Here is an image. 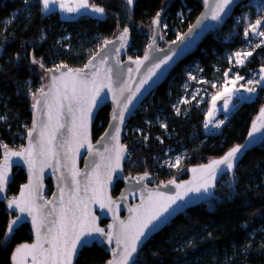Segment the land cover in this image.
Returning a JSON list of instances; mask_svg holds the SVG:
<instances>
[{
    "label": "trees",
    "instance_id": "1",
    "mask_svg": "<svg viewBox=\"0 0 264 264\" xmlns=\"http://www.w3.org/2000/svg\"><path fill=\"white\" fill-rule=\"evenodd\" d=\"M89 2L103 8L105 16L96 18L84 14L65 20L58 12L44 13L39 0L27 3L0 0V135L8 145L19 134H26L31 126L33 99L27 96L26 90L37 88L42 82L41 76L32 69L33 59L43 63L44 68L57 63L82 67L102 41L115 37L126 27L131 35L128 56L138 58L149 44L158 12L163 13L162 38L167 43L182 34L202 10V0H133L131 6L126 0ZM249 2L234 11V16L242 17V22L243 13L252 8ZM243 26L244 22L237 26L231 18L209 35L197 52L181 62L133 115L123 138L130 154L124 165L126 175L150 173L156 183L166 182L188 167L220 157L244 141L264 105V85L259 87L254 100L238 102L226 123L215 133L206 132L205 119L212 97L220 89L207 85L210 95L205 100L199 104L191 102L178 113L174 110L187 80L189 64L197 63L206 81L218 83L228 70L247 80L253 72L264 68V43L252 51L243 66L237 68L228 63L227 54L246 44ZM109 113L108 106L99 110L92 128L94 141L105 130ZM158 114L165 117V129L145 123ZM137 129L147 134L146 142L139 138ZM170 147L175 152L186 151L177 172L159 165ZM25 182V172L15 168L6 198L15 196ZM47 186L50 195V181ZM121 187L122 183L117 182L114 196ZM13 217L5 201L0 200V264H11L14 248L32 241L28 224H23L5 240ZM108 259L109 254L93 244L80 252L76 264H104ZM136 264H264V140L246 153L233 175L226 173L220 178L211 201L180 214L154 235L139 252Z\"/></svg>",
    "mask_w": 264,
    "mask_h": 264
},
{
    "label": "water",
    "instance_id": "2",
    "mask_svg": "<svg viewBox=\"0 0 264 264\" xmlns=\"http://www.w3.org/2000/svg\"><path fill=\"white\" fill-rule=\"evenodd\" d=\"M247 1L248 0H235V2L230 6V8L226 9V14H222V20L219 24H217L215 21H212L210 19L204 20L202 24H200L198 27L193 29V34H190L193 35V38L191 40H189L186 34H188L189 29L193 28L194 25H197V21L201 20L202 17L206 14V6L203 3V0H202V10L199 16L196 18V20L175 40L169 41L167 43H163V38H162L163 13H160V21H161L160 26L155 27L152 23L153 30L149 44L143 55L138 59L128 56V50L131 42V35H130V29L126 27L128 29V36L126 40L123 42L124 47H120L122 41L119 39V36L123 32L121 31L115 37L107 40V41H114L115 42L114 44L109 43L107 44V46H105L104 43L102 47L99 50H97L86 61L84 66L70 68L68 65L63 64L66 65L67 68L73 70L84 69L86 76L83 78L89 80L94 79L96 81V86L109 83L106 79V70L111 68L112 81L110 83H111L112 91L109 92L107 87H103L100 91V97L103 99L98 100L99 103L98 107H93L90 109V111L87 110L86 104L80 107H75L74 113L72 115H69L67 113L68 105H67V101H65L64 112L60 116L59 123L63 124L65 123L66 120L70 121L72 119V116H74L77 124H80L82 120L84 121L85 128L83 129V131H85L87 134V139L86 142L84 143V146L79 149V153L75 157V168L79 172V175L76 177L75 184L72 181V174L69 171V169L72 167L73 153L69 151L68 158L66 160L64 157L65 149L59 148L58 144L56 143H54L53 151L54 152L58 151L59 156L49 157L47 159V162H43V158L37 160V163L34 165V168L36 170V177H33V175L30 173L29 165L28 163L25 162L24 159L17 156L8 157L7 174L9 177V182L11 180L15 168L22 169L26 174V182L20 187L18 193L15 196L9 199L6 198L8 184L5 187V191L3 193H0V200L5 201L8 210L14 214V217L9 221V223L12 220L16 219L17 216L21 217V219L14 226L13 232L19 229L23 224H28L30 226L32 241L28 243H23L21 245L24 244L31 245L33 243H36V239H37L36 228H34L32 224L31 216H28L26 213L22 215L19 212V210L15 208V206L9 208L8 204L13 199H19L21 196V192L27 191L25 189V185H28L30 182L35 184L37 179L39 181L40 187L38 191L33 192V200L37 205H44L45 213H47L52 207L56 205H59L60 207H67V201L71 196L73 198L74 203L83 201V205L87 207L90 216L95 217L94 226L103 228L107 233L110 230V226L117 225L119 221H124L127 223L130 218H134L136 216L135 212L129 211L130 209H138L142 211V201L144 206H146L149 203L148 192L151 191L154 194L159 192L165 194L166 196L175 195L177 192L183 194L187 187L190 186L195 187L200 183V177L202 174L199 171V169H201L205 165L211 164L213 161L222 159L233 147H236L238 145H244L245 147L238 154V159L234 161V168L232 170H227L226 166L224 165H220L216 169L214 173L215 179L211 181L212 185L214 186H210L207 192H204L203 189H201V191L198 193L188 192L187 195L184 196L183 200L176 201V204L172 206V209H175V211L170 209L169 211L171 212V215L167 216V220L163 224H161L158 229L153 231L148 236V238L144 240L143 244L139 246L137 253L134 254L135 261L143 246L154 235L162 231L177 216L197 205H200L201 203L211 201L214 198L215 191L217 188V183L220 180V178L226 173L233 175L240 161L246 155V153L252 150L253 148L259 146L263 142L264 127H261V124L264 123V119H258V117H260V113L261 110L264 109V105H262L257 116L252 121L248 134L242 143L233 146L220 157L212 158L203 164L190 166L176 177L161 183H156L154 177L150 173H147L148 178L142 180V182L139 184L136 183L137 179L143 177L145 173L134 176L125 174L124 165L127 161L128 147L123 142L124 132L127 123L131 120L133 115L139 110V108L144 103V101L152 94V92L156 90L158 87H160L168 79L171 72L181 62H183L185 59L195 54L199 49V47L201 46V44L209 35L217 31L225 23H227L228 20L232 18L234 11L240 4ZM205 25H208V27H205ZM150 44L153 45L151 49H149ZM102 49L103 51H101ZM179 49H183V51L179 52L178 55L173 56L172 60H170L167 64L162 65V67L156 71V74L153 75L151 79H149L147 83H145L142 87L139 85V81L145 79L148 68L152 66L155 60L164 57L172 50H179ZM97 53H100V55L97 56L96 55ZM146 54L149 55V60L144 61V56ZM93 56H96V60L93 61V65H95V67L89 66L88 64L89 60H91ZM102 57L105 60L104 63H100ZM136 60L143 61V64L138 66L136 63L132 62ZM55 69L57 68H52L53 70L52 72H48L45 70L46 83L45 86L41 88H43L44 92L46 93L49 92L50 90L49 85L51 84V77L53 75L60 76L61 72L66 71V69H61L60 72H57L55 71ZM129 69H131L130 72ZM92 72H97L98 74L95 77H93L91 75ZM117 72L120 73L119 81H117V77H116ZM91 87L92 85L90 84L89 89H91ZM121 87L125 89L123 95L125 97L132 96L133 99L132 102L128 105V111L124 113L123 124L119 125L120 132H119L118 142L120 145L125 146L126 152L122 154L123 158L120 160L119 169H116L115 171L112 172L111 179L109 182L107 177L104 176L103 174L106 171L105 165L110 163L109 157H112L111 165L112 167H115V158L112 150L117 142L112 141L109 138H105V140L102 141L101 137L104 136L105 132H110V133L113 132V130L109 128L110 124L118 123L112 120V115L114 111H119L117 105L114 103V98L117 99L120 98V93L118 89ZM138 87H139V91H136ZM38 99L41 100V103L36 107H34L33 105ZM51 101H52V97L49 98L48 102L51 103ZM44 103L45 102L40 97L38 91L33 98L32 120H31V126L28 130V132L32 131L33 124L34 123L37 124V129L35 132H33L34 137L38 136L39 122L41 120L47 121V116L43 114L47 111V109L44 108ZM105 106L110 107L109 121L103 133L98 137L97 140L94 141L92 139V128L94 126V122L99 110ZM254 123L257 125L258 131L254 132L253 135L250 137L249 133L252 132ZM28 132H27L25 144L21 149L16 150L8 146L7 149H5V147H2L0 153V157H1L0 165H3L5 163L6 151L21 152L22 150H25L29 147ZM60 132H65V134L67 135L65 129H60ZM60 132L57 133L58 137L60 135ZM33 143H35V140H33ZM89 145L92 146L91 153H89L88 151ZM106 147L108 149L107 151H105ZM35 151L36 149L34 148L33 152L35 153ZM57 160L59 161V163H57ZM66 164L67 166H65ZM97 165H99V167H97ZM193 168L198 169V171L196 173H193L191 171ZM97 173L101 174V179L103 181L102 196H101V190L96 183ZM204 175L206 176L207 173L205 172ZM65 176L67 177V180L63 179V177ZM85 177H87V184H88L87 192H85V183H86ZM47 181H50L52 186V192L50 195H48ZM169 181H175V184H168ZM117 182H121L122 187L119 193L116 196H114L113 191L115 190ZM176 184H179L182 187L178 189L176 187ZM164 185H167V187H164ZM94 190L96 196H101V199H103L105 202L108 199H111L112 201L115 202L112 205V209H113L112 211H109L107 207L103 209L101 208L100 203L93 198ZM46 202H51V203H46ZM114 214L116 219H114ZM51 218L52 217H50L49 219ZM103 221L105 222L104 225L102 224ZM112 231L115 233L116 229L113 228ZM13 232L10 235H8L7 239L5 240L10 239ZM86 238L91 241L86 247H90L93 244H96L97 246H99L109 254V259L104 264H108V262L113 259V254H112L113 249H116L115 239H113L111 244H109L103 237H99L98 234L95 233H93V237H86ZM21 245H18L17 247L14 248L10 258L11 264H14L13 256L16 253V249ZM44 247H48V245H44ZM84 248L85 247L80 248L78 250V255L74 257L73 264H76L78 256ZM116 250L119 251V249ZM27 264H32L31 256L28 257ZM129 264H132V262L130 261Z\"/></svg>",
    "mask_w": 264,
    "mask_h": 264
},
{
    "label": "snow or ice",
    "instance_id": "3",
    "mask_svg": "<svg viewBox=\"0 0 264 264\" xmlns=\"http://www.w3.org/2000/svg\"><path fill=\"white\" fill-rule=\"evenodd\" d=\"M28 0H25L27 3ZM42 5V10L44 12L50 11V5L59 4L60 10L68 13L74 11L78 12L80 9H88L90 7L88 0H75V7L70 5L67 0H39ZM235 2V0H203V3L206 6V14L202 17L201 20L197 21V25H194L193 28L189 29V33L186 34L189 40L193 38V29L198 27L203 23L204 20H212L219 24L222 20V14H226V9H229L230 6ZM126 3L131 6L133 0H126ZM91 11L98 13L100 15L104 14V9L97 6H91ZM261 19H257L255 25L250 26L254 30V34L264 36V30H260L259 26L261 25ZM160 13L156 14V18L153 20V25L155 27L160 26ZM208 27V25H205ZM198 34V33H197ZM247 32L245 35L247 36ZM128 36V29L125 28L122 34L119 36V39L122 41L120 47H124V41ZM183 39V38H182ZM109 43H115L114 41H105V46ZM187 46V45H185ZM153 45H149L151 49ZM103 51V49L101 50ZM183 49L172 50L170 53L166 54L164 57L155 60L150 68H148L145 79L139 81V85L142 87L153 75L156 74V71L159 70L162 65L167 64L172 60L173 56L182 52ZM251 52L244 53L245 56H250ZM97 56L100 53L96 54ZM238 59L237 63H243V60L239 59L241 53L237 52L235 54ZM96 60V56H93L89 60V66L95 67L93 61ZM149 60V55L144 56V61ZM105 60L102 57L100 63H104ZM138 66L143 64V61L136 60L132 61ZM33 64L38 63L37 60H32ZM40 67L44 68L43 63H40ZM88 67V66H86ZM61 69H66V71L61 72L60 76L53 75L51 77V84L49 85V92H44L43 88L39 90V95L43 99L44 108L47 109L44 115L47 116V121L41 120L39 122V133L37 137L33 136V132L37 129V124H33L32 131L28 132L29 138V147L21 152H7L5 153V163L0 165V193L5 191V187L9 182V177L7 174V159L9 156L21 157L29 165L30 173L33 177H36V170L34 165L37 163V160L43 158V162H47L49 157L59 156L58 151H53L54 143L58 144L59 148H64V157L67 160L68 152L73 153L72 156V167L69 171L72 174V181L76 183V177L79 175V172L75 168V157L79 153V149L84 146V143L87 139V134L83 129L85 128L84 121L82 120L80 124L76 123L74 116L70 121H65V123H59L60 116L64 112L65 101H67V113L72 115L74 113L75 107H80L87 105V110L90 111L93 107H98V100H102L100 97V91L103 87H107L108 91H112L111 81H112V69L109 68L106 70V79L109 83L101 84L96 86V81L94 79L89 80L83 78L86 76L84 69L73 70L67 68L66 65H60L55 69V71L60 72ZM48 72H52V69H46ZM131 69H129V72ZM264 71V69H262ZM98 73L92 72L91 75L95 77ZM227 75V73L225 74ZM117 81H119L120 73H116ZM194 79V77H192ZM240 79V77H236ZM260 81H264V76L259 78ZM59 83V86H58ZM92 85L89 89V85ZM216 87V85H212ZM120 93V98H114V103L117 105L119 111H114L112 115V120L114 124H110L109 128L113 130L112 133L105 132L104 136L101 137V140L109 138L112 141H116V145L113 147V153L115 158V167H112L111 160L112 157H109L110 163L105 165L104 176L107 177L110 182L112 172L116 169H119L120 160L123 158V153L126 152V148L123 145L119 144V132L120 124L124 122V113L128 111V105L132 102L133 97H125L123 87L118 89ZM139 91V87L136 89ZM236 91H239L237 89ZM246 92L252 93L254 89H245ZM54 92V94H53ZM52 97L51 103H49V98ZM227 97V98H226ZM231 90L225 88L223 92H218L216 96L212 97L213 100V110L209 112V116H213V112L217 110L216 101L218 99H223L224 103L222 110L228 112V105L230 103ZM41 103V100H36L33 105L36 107ZM214 118V117H213ZM258 119H264V109L261 110L260 117ZM212 121L209 120L208 123ZM223 121L217 122L214 127H220ZM207 127V124L205 125ZM261 127H264V123L261 124ZM60 129H65V132H60ZM258 131L257 125L253 124L252 132L249 133L251 137L254 132ZM60 132L59 137L57 133ZM35 140V143H33ZM7 149V146H4ZM244 145H238L233 147L222 159L213 161L209 165L203 166L199 171L201 172L200 183L195 187H187L183 194L177 192L175 195L166 196L163 193H153L148 192V201L149 203L144 206L142 201V211L138 209H130L129 211L135 212L136 216L130 218L126 223L124 221H119L117 225L110 226V230L106 233L103 228L94 226L95 217H91L87 207L83 205V201L78 203L73 202V198L70 196L67 201V207H60L56 205L52 207L47 213L44 212V205H37L33 200V192L38 191L40 184L38 179L36 183L33 184L30 182L28 185H25L27 190L21 192L19 199H13L9 202L8 207L12 208L15 206L19 212L27 214L32 217V224L36 228V243L31 245L24 244L16 249V253L13 256L14 264H27L28 257L31 256L32 264H73V259L78 255V250L80 248L86 247L91 241L86 237H93V233L98 234L99 237H103L109 244L112 240L115 239L116 249H113V259L108 262V264H129L131 261L132 264H136L134 254L137 253V250L140 245L143 244L144 240L148 236L159 228L167 220V216L171 215L169 211L172 209V206L176 204L177 200H183L184 196L188 192H200L203 189L204 192L208 191V188L212 185L211 181L215 179V171L220 165L226 166L227 170H232L234 168V161L238 159V154L244 148ZM36 149L35 153L33 149ZM107 147L105 151H107ZM89 153L92 152V146L89 145ZM35 157V159H34ZM57 163L59 161L57 160ZM176 164H179V158L176 160ZM67 166V164L65 165ZM99 167V165H97ZM42 171V168H41ZM193 173H196L198 169L193 168L191 170ZM207 173L205 176L204 173ZM148 174L145 173L143 177L137 179L136 183H141L142 180L147 179ZM67 180V177H63ZM85 192H87V177H85ZM96 183L101 190L103 189V181L101 179V174H96ZM168 184H175V181H169ZM167 187V185H164ZM176 187L179 189L182 186L176 184ZM101 196H96L94 190L93 198L100 203L101 208L107 207L109 211H112V205L115 203L111 199H108L106 202L101 199ZM166 201V202H165ZM51 203V202H46ZM175 211V209H172ZM55 214V215H54ZM167 214V215H166ZM52 217L51 219H49ZM21 219L20 216H17L16 219L12 220L7 226V232L5 239L10 235L14 226ZM114 219H116L114 214ZM58 225V226H57ZM115 228V233L112 229ZM103 242V241H101ZM48 245V247H44Z\"/></svg>",
    "mask_w": 264,
    "mask_h": 264
},
{
    "label": "rangeland",
    "instance_id": "4",
    "mask_svg": "<svg viewBox=\"0 0 264 264\" xmlns=\"http://www.w3.org/2000/svg\"><path fill=\"white\" fill-rule=\"evenodd\" d=\"M67 2L75 7V0H67ZM88 3L90 7L88 9H80L78 12L74 11L72 13L64 12L60 10L59 4L55 5H50V11L48 12H43L44 13H52V12H58L60 17L65 20H74L79 17H81L84 14H88L93 17H98V18H103L105 16V12L103 15H100L98 13H94L91 11V4L88 0ZM97 6V5H94ZM252 6V8H250ZM99 7V6H97ZM253 7L257 9V12H253ZM42 8V5H41ZM249 10L247 9L243 13V22L244 26L242 28L243 32V37L246 40V44L236 50L230 51L227 54V59L228 63L232 65V67H241L246 62L249 60L250 56H245L244 53L246 52H251L258 46L262 45L264 43V36H260L258 34H254V30L250 27L252 25H255V22L257 19H261V25L259 26L260 30H264V2L262 0H250L249 2ZM248 33L247 36L245 33ZM152 33V31H151ZM237 52L241 53V56L239 59L243 60V63H237L238 57L235 55ZM0 53H1V47H0ZM32 69L37 72L43 81V84L45 86L46 83V73H45V68L40 67V62L33 64L32 63ZM261 68L255 73L253 72L250 81L249 80H244L242 77L238 76L234 70H228L226 73L227 75H223V80L220 81L219 83L217 81L215 82H210L206 81L200 74V70H198V64L197 63H192L186 66V75H187V80L184 82L183 86L181 87V95L179 99L174 103V110L178 113L180 112L181 109L184 107H187V105L191 102H197L198 104L201 103L203 100L206 99L207 95H210V91H207L208 89L206 88L207 85H216V87H212V89H220L221 92L227 89H234V88H247L248 89H254L252 93H248V96H256L259 87L264 85V81H260L259 83H256V81H259V78L261 76H264V71H262ZM194 77V79L192 78ZM236 77H240V79H236ZM200 99V100H199ZM241 99H233L231 97L230 103L228 105L229 111L225 112L224 116L221 117L220 113H213V116H209V110L205 119V125L207 124V127H205L207 133H215L219 131L223 125L226 123V119L231 113V108L232 104H236L240 102ZM233 102V103H232ZM211 107V106H210ZM212 111V110H211ZM214 117V118H213ZM211 120V123H208V121ZM223 121V123L220 125V127H214V125L219 122ZM146 124L148 125H157L160 126L162 129L166 128V121L165 117L161 114H158L155 119H147L145 121ZM139 138L143 140V142H146L148 140L147 134H145L143 129H137ZM186 151L181 150L179 152H175L173 147H170L167 149L165 153V157L162 159L160 162V167H163L165 169H169L170 171L177 172L183 163L184 157H185ZM130 158V154L128 151L127 155V160ZM179 158V164H176V160Z\"/></svg>",
    "mask_w": 264,
    "mask_h": 264
},
{
    "label": "built area",
    "instance_id": "5",
    "mask_svg": "<svg viewBox=\"0 0 264 264\" xmlns=\"http://www.w3.org/2000/svg\"><path fill=\"white\" fill-rule=\"evenodd\" d=\"M243 4V3H242ZM242 4H240V5H242ZM240 9H242V7H240ZM256 12H257V9H256ZM161 13V12H160ZM232 18L234 19V21L236 22V25L237 26H241L242 25V17H240V16H238V15H235L234 16V14H233V16H232ZM99 37V36H98ZM105 43V41H102L98 46H97V50H99L101 47H102V45ZM96 50V51H97ZM139 58V57H138ZM138 58H136V59H138ZM60 65H63V64H59V63H57V64H55V65H52L51 67H50V69H52V68H57L58 66H60ZM66 65H68V64H66ZM70 68H73L72 66H70V65H68ZM46 69H49V68H45V70ZM44 86V84H43V81L37 86V88H34V87H31V88H28L27 90H26V94H27V96L28 97H30L31 99H33L34 98V96L37 94V92L41 89V87H43ZM4 118H2V120H3ZM27 132H28V130L26 131V134H23V133H21V134H19V136H18V139L17 140H14L13 142H12V144L11 145H8L4 140H2L1 139V135H0V153H1V150H2V147H4L5 145L6 146H8V147H10V148H12V149H16V150H19V149H21L23 146H24V144H25V141H26V137H27Z\"/></svg>",
    "mask_w": 264,
    "mask_h": 264
},
{
    "label": "crops",
    "instance_id": "6",
    "mask_svg": "<svg viewBox=\"0 0 264 264\" xmlns=\"http://www.w3.org/2000/svg\"><path fill=\"white\" fill-rule=\"evenodd\" d=\"M263 2H264V0H262ZM96 18H98V17H96ZM250 78H248L247 80H249ZM250 81V80H249ZM248 88V87H247ZM237 89H239V91H236ZM245 89L246 88H234V89H231V97H233V99H241L240 100V102H242V101H251V100H254L255 99V97L254 96H248L247 94L249 93V92H246L245 91ZM231 97H230V99H231ZM227 98V97H226ZM223 103H224V101H223V99H218L217 101H216V106H217V110L216 111H214L213 113L214 114H218V113H220L221 115L222 114H225V112L224 111H222V110H219V109H221L222 108V105H223ZM233 103V102H232ZM235 107H236V104H232V108L230 109L231 110V112L235 109ZM211 110H213V100H212V102H211V107H210V110L209 111H211Z\"/></svg>",
    "mask_w": 264,
    "mask_h": 264
}]
</instances>
